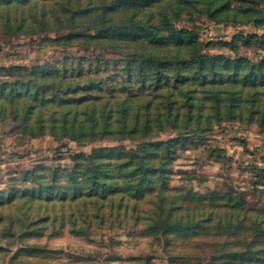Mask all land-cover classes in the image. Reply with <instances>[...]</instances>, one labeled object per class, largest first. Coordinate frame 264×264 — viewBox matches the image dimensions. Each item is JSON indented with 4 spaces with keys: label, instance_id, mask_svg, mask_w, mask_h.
<instances>
[{
    "label": "rangeland",
    "instance_id": "obj_1",
    "mask_svg": "<svg viewBox=\"0 0 264 264\" xmlns=\"http://www.w3.org/2000/svg\"><path fill=\"white\" fill-rule=\"evenodd\" d=\"M225 1L0 0V264H264L236 250L243 240L222 215L240 180L250 206L264 205L248 184L256 168L222 152L242 128L264 136V126L224 113L210 127L215 112L202 93L217 85L264 90L263 69L245 80L252 65L237 77L222 66L223 58L256 57L250 27L233 23L259 17L264 0L211 14ZM201 54L218 57V75L197 71L192 59ZM163 143L168 186L181 190L184 208L171 218L196 219L197 230L150 231L159 219L150 213L155 194L104 198L103 182L90 176L95 162ZM154 150L152 164L161 154ZM209 188L218 192L211 200Z\"/></svg>",
    "mask_w": 264,
    "mask_h": 264
},
{
    "label": "trees",
    "instance_id": "obj_2",
    "mask_svg": "<svg viewBox=\"0 0 264 264\" xmlns=\"http://www.w3.org/2000/svg\"><path fill=\"white\" fill-rule=\"evenodd\" d=\"M257 1L259 2V0H226L222 4H219V6L213 8L214 10H211V14H217L218 10L233 7V2H247L250 4H255ZM263 23L264 13L259 15V17L253 21H250L249 24H233L236 28H243L250 25L258 26ZM238 32L241 33L240 31ZM238 32H236L237 34L233 35V44L230 43V45H234L236 43L234 41L238 38ZM241 34L244 35L245 32H242ZM247 38L248 40L255 38L259 42L260 47H258V49L255 51V54L259 53V49H264V35L250 33V36H247ZM199 58V60L192 59L194 64L199 67L197 68L198 72L203 73L204 71L215 70L216 72H214V74H219V71L217 70V66L219 65L217 64L218 57H208L204 54H201L199 55ZM252 58L251 56L245 57L244 54L235 57L234 60L223 58L222 66L226 72H234L235 74L237 73V77L240 75V70L243 67L246 65H252V71L243 74V78L245 80H250L252 79L250 74L255 75V70L258 72L262 71V69L264 70V60L256 61L254 58ZM232 65H234V69ZM223 74L225 75V73ZM262 76V79H264V75ZM223 77L218 80L215 79L213 82L215 84H222L225 81ZM191 80L199 81L202 83V85L203 82L206 84V81H208L207 79L199 80L196 77H191ZM202 93L204 95V100L212 103L210 105V109L215 112L214 114H209L206 117L207 123L211 124L210 127H213L216 122H222L224 120V118H222L224 113H226L229 119H236L241 122H247L248 124H252L253 122H261L264 126V90H261L258 93H256L255 90L245 92L237 91L236 89H232L230 87L223 88L220 85H217L216 87H213L209 90H202ZM198 106L200 109L198 117H203L205 107L202 104H199ZM190 111L191 112L187 114L188 116H186V122L188 124H190L191 121L195 120L196 118V114H193L194 110L191 108ZM176 119L179 120L180 118ZM150 146L151 147L148 148L143 147L137 150H123V152L120 151L119 153H115L119 160L116 163L95 162V168H89V173L90 176L94 178V181L98 179V181L103 182V189L98 193L104 198H109L111 194L112 196L113 194H121V196H125V198L130 196L133 199H136L137 202H140V200L145 198L149 193L155 194L158 198V201L154 203L156 208L151 210L150 213H158L159 219L153 221L149 225L150 231L155 233L164 231L187 232L193 229L197 230L198 225L203 223L198 222L196 219L185 223V218L181 219L180 217L179 220H173L171 218L175 211H182L184 209L183 205L180 204V206L178 204L179 200L176 196V193L178 191L181 192V190H179V188H170V186H168V179L166 178L169 177V174H167L166 171L167 161L169 159L166 156H168L171 151L168 149L167 143L158 144L157 146ZM157 147L161 149V154L157 155L160 159L156 164H152L153 162L149 160V156L151 154L150 152H155L154 149ZM222 152L225 153L227 160L230 161L231 157L228 156L227 151L222 150ZM252 155V162L250 163H252L259 173L256 174L257 177L254 175L255 180L248 182V184H250L252 189L264 195V155L260 156L254 153ZM259 161H262L263 165L260 164ZM104 176L110 177L111 181L106 182ZM237 184L240 189H233L230 193H227L228 200L230 202V207L228 206L227 208L229 212H225L222 215L225 217L227 216L225 219L227 226L232 224L233 228L230 233L235 236H240V238L243 240L240 245L237 243L238 246L236 247V250L238 252H243L242 254L244 256L250 254L251 256L263 257L262 261L264 262V205H261L259 202L257 203V208L250 206V200L248 198L250 196V192H248V190L240 183ZM93 189V191H96L95 188ZM209 190L211 194L209 199L211 200V198L218 194V192L212 191V188H209ZM166 192H173L175 200L167 198ZM236 197H239V200L236 199ZM200 198L205 197L201 195ZM234 199H236V201ZM169 206L170 208H168ZM218 215L221 216L220 214ZM206 220L210 222L209 219ZM206 220L205 222L208 223ZM219 221H221V219H219ZM123 225L124 223L118 224V226ZM236 253L237 252L231 254V252H228V255L231 254L233 257H236Z\"/></svg>",
    "mask_w": 264,
    "mask_h": 264
},
{
    "label": "crops",
    "instance_id": "obj_3",
    "mask_svg": "<svg viewBox=\"0 0 264 264\" xmlns=\"http://www.w3.org/2000/svg\"><path fill=\"white\" fill-rule=\"evenodd\" d=\"M251 33H256L258 35H264V23L258 26L250 25ZM235 33V32H234ZM255 60H264V49H259V53L255 54ZM236 126V125H234ZM238 127V126H237ZM240 127V124H239ZM264 136L260 133L255 132L252 129L240 130L239 136L236 139H225L224 148L227 151L228 156L235 164L243 165L245 163L252 162V154L264 155ZM262 164V161H259ZM241 173H244V169ZM241 185L244 183L239 181Z\"/></svg>",
    "mask_w": 264,
    "mask_h": 264
}]
</instances>
